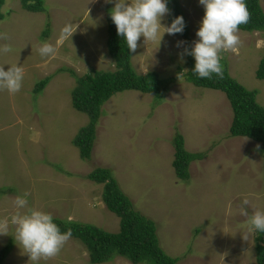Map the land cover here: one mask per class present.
Wrapping results in <instances>:
<instances>
[{
	"label": "rangeland",
	"instance_id": "1",
	"mask_svg": "<svg viewBox=\"0 0 264 264\" xmlns=\"http://www.w3.org/2000/svg\"><path fill=\"white\" fill-rule=\"evenodd\" d=\"M180 1L192 47L204 9L199 0ZM260 2L264 10V0ZM45 5L46 12L32 13L20 0H7L2 9L0 47L9 45L13 51L0 53V67L7 71L11 65L22 66L24 78L19 92L0 91V188L13 191L0 195V220L15 214V198L28 192L30 208L119 233L121 219L105 205L104 185L87 178L98 168H108L135 209L156 222L162 248L179 258V264H257V234L244 239L246 217L240 209L248 199L249 214L264 210L263 149L248 138L231 137L233 111L222 91L185 80L189 68L187 56L181 59L184 41L165 34L160 46L145 45L141 37L132 53L136 73H156L174 82L163 101L138 91L118 93L108 101L92 159L84 161L73 140L89 117L74 108L72 93L76 77L117 71L108 46L107 15L114 3L45 0ZM68 23L77 26L72 41L57 46L54 58L42 59L41 44L56 46ZM163 24L170 25L168 15ZM238 37L236 51L220 53L221 64L245 88L256 90L264 106V81L256 78L264 36L239 30ZM47 77L51 83L36 95L37 83ZM176 132L184 136L190 152L207 157L192 163L188 182L179 180L173 168ZM10 241L14 248L3 264H30L11 225L0 235V257ZM39 264L91 263L87 248L70 237L57 255ZM105 264L132 263L117 257Z\"/></svg>",
	"mask_w": 264,
	"mask_h": 264
},
{
	"label": "trees",
	"instance_id": "2",
	"mask_svg": "<svg viewBox=\"0 0 264 264\" xmlns=\"http://www.w3.org/2000/svg\"><path fill=\"white\" fill-rule=\"evenodd\" d=\"M7 0H0V20L5 19L2 9ZM22 7L34 13L46 12L45 0H20ZM249 13V20L239 27L240 31L258 32L264 36V10L260 0H245ZM169 23L177 16H183L186 27L183 34H176L184 41L185 48L191 49V31L180 0H168ZM109 23V54L115 61L117 71L93 72L77 78L78 86L72 93L74 108L89 117V123L83 127L75 139L74 145L80 150L84 161L92 159L97 139V126L105 114L103 107L116 94L125 91H138L153 95L156 100L163 101L168 86L174 79H163L156 73L140 76L132 65V52L117 35V29L107 15ZM51 26V25H50ZM49 32H45L47 36ZM45 38V37H44ZM188 72L185 80L197 88L222 91L230 102L233 119L230 128L231 137H244L261 144L264 154V106L258 100V92L249 90L234 79L227 64L223 66V76L213 75L211 79H198L191 71L195 60L187 56ZM75 75L72 70H66ZM256 78L264 81V56L258 66ZM51 83L47 77L36 85L35 94L42 93ZM165 91V93H164ZM175 157L173 168L177 178L181 181H190L191 165L193 162L206 159L204 153H193L186 149L185 138L176 132L173 138ZM87 178L100 185H104L103 201L107 208L121 219L119 233H111L98 226L76 221L56 219L55 223L62 232H71V238L80 241L88 250L91 264H105L114 258L123 257L132 264H179L180 259L174 258L162 248L158 236L157 224L140 211L135 209L131 198L122 190L113 171L108 168H98ZM13 192L12 189L0 188V195ZM257 264H264V233L256 232ZM14 248L10 243L1 252L0 264L8 258Z\"/></svg>",
	"mask_w": 264,
	"mask_h": 264
},
{
	"label": "clouds",
	"instance_id": "3",
	"mask_svg": "<svg viewBox=\"0 0 264 264\" xmlns=\"http://www.w3.org/2000/svg\"><path fill=\"white\" fill-rule=\"evenodd\" d=\"M106 3H114L110 18L116 26L117 35L123 38L124 44L132 53L136 52L141 37L145 45L159 43L160 46L165 34H183L186 27L183 16L172 19L170 25L163 24V19L170 14L168 0H106ZM199 4L204 9V16L196 32L197 40L193 42L191 49H184L181 59L183 60V56L194 58L195 65L191 73L198 79H211L213 75L222 77L220 53L237 50L239 27L249 20L247 6L245 0H199ZM76 30L77 26L73 23L64 25L56 46L48 42L41 44L38 49L41 58H54L57 46L68 39L72 41ZM12 51L9 45L0 47V53ZM23 78L22 66L11 65L7 71L0 67V91L6 90L10 94L19 92ZM259 148L260 145H257L256 150ZM29 196L30 193L24 192L15 198L14 206L18 211L0 220V235L5 234L11 225L15 242L28 255L30 264H39L41 260L57 255L70 238L71 232H62L50 213L28 207ZM249 203L248 199H244L240 209L241 215L246 217L243 233L245 240L249 233H264V210H255L249 214ZM25 209L26 211H19Z\"/></svg>",
	"mask_w": 264,
	"mask_h": 264
},
{
	"label": "crops",
	"instance_id": "4",
	"mask_svg": "<svg viewBox=\"0 0 264 264\" xmlns=\"http://www.w3.org/2000/svg\"><path fill=\"white\" fill-rule=\"evenodd\" d=\"M23 8V7H22ZM32 13H34V12H32ZM38 13H41V12H38Z\"/></svg>",
	"mask_w": 264,
	"mask_h": 264
}]
</instances>
